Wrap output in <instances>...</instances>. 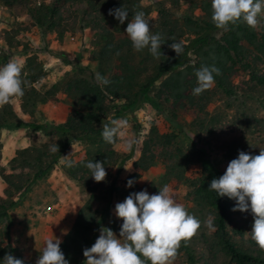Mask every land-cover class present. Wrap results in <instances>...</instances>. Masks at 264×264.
<instances>
[{
	"label": "rangeland",
	"instance_id": "rangeland-1",
	"mask_svg": "<svg viewBox=\"0 0 264 264\" xmlns=\"http://www.w3.org/2000/svg\"><path fill=\"white\" fill-rule=\"evenodd\" d=\"M39 1L27 0L25 7L0 5V66L10 60H18L23 65L27 56L35 55L44 74L34 86L44 91L64 73L72 71L74 66L82 67L84 76L93 71L94 63L90 53L94 47L95 32L86 25L87 11L83 13L81 5L74 0H67L58 6V13L63 17L66 29L62 35H56L37 24L31 16L29 10ZM158 1L166 2L141 0V3L155 8ZM179 4L175 9L176 15H199L197 9L191 12L184 3ZM155 16L156 13L151 9L145 18L150 24ZM253 30L257 40H261L264 18L260 19L259 26ZM252 57L255 65L253 74L249 70L239 69L231 77V83L236 86L234 95H224L221 90L222 81L214 79L215 83L208 89L209 99L202 112L188 107L173 109L170 100H164L162 96L156 98L157 106H154L139 95L131 109L120 111L115 106L122 99H104L106 117L111 121H125L126 124L120 129L123 135L118 133L115 138L114 148L120 159L106 169V180L102 181L105 183L104 188L113 187L110 195L113 205L109 207L108 216L101 228H111L119 237L122 220L114 214L115 204L123 202L129 195L124 192L128 188L124 180L139 156L141 142L149 138L154 162L147 169L138 171L135 183L139 191L146 189L149 194H157L160 188L168 185L175 200L183 204L188 213L201 223L190 240L181 241L177 255L170 264H233L220 249L222 232L216 226L217 214L209 205L212 195L209 186L211 180L219 178L227 164L237 158L220 147L224 142H235L251 155H258L260 149H264V83L257 85L255 80L258 74L264 73V60ZM155 93L156 84L149 96L153 97ZM8 104L15 117L10 121L11 128H0V167L7 173L15 150L44 143L47 138L43 132L65 119L70 101L64 93L57 92L51 99L37 102L25 110L20 107L18 97L12 98ZM212 118L216 120L212 122ZM201 123L203 129L200 128ZM33 125L40 127L33 128ZM196 132L199 133V139ZM129 141L130 148L127 147ZM85 146L86 141L78 137L71 139L64 146L57 163L41 172L22 189L14 190L0 178L3 184L0 187V198L6 203L15 202L0 221V264H3L6 253L22 259L24 264H35L46 239H62L87 192L79 189L77 181L64 176L60 166L64 156L72 151L69 159H81ZM13 162L16 164L17 158ZM174 162L182 168L181 177L164 181L162 176L167 164ZM30 169L26 166L16 168L15 171L22 170L30 174ZM208 220L212 221L211 228L206 226ZM253 222L250 210H237L232 214V221L227 224V239L242 250L264 256V251L251 238ZM99 234L100 231H96L88 247L95 243ZM85 260L83 256L82 264H85ZM145 264H150V261H145Z\"/></svg>",
	"mask_w": 264,
	"mask_h": 264
},
{
	"label": "trees",
	"instance_id": "trees-1",
	"mask_svg": "<svg viewBox=\"0 0 264 264\" xmlns=\"http://www.w3.org/2000/svg\"><path fill=\"white\" fill-rule=\"evenodd\" d=\"M64 1L67 0H40L29 11L37 24L60 36L64 33L66 24H63V17L58 13V6ZM74 1L81 5L83 13L87 11L86 25L95 32L94 47L90 53V59L94 63L93 71L84 76L83 68L74 66L72 71L64 73L42 91L34 86L44 74L41 64L35 55L25 58L22 68L24 95L18 97L20 107L25 110L37 102L51 99L57 92H62L70 101V109L62 122L53 124L43 132L47 138L44 143L16 149L11 159L10 171L7 173L0 167V178L12 189H22L41 172L57 163L64 146L71 139L78 137L86 141L84 156L74 160L77 161L74 166L68 167L64 163L60 166L64 176L77 181L79 189L87 192L60 244L69 264H82L83 249L89 246L96 231L101 229L108 216L109 207L113 205L110 200L113 187L104 188L105 183L95 182L85 165L88 161H101L106 170L120 159L114 148L115 142L107 143L101 135L103 125L112 122L106 117L104 99H122L115 106L120 111L131 109L139 95L154 106H157L156 98L162 96L164 100H170L173 109L188 107L202 112L210 91L193 95V88L197 86L195 71L202 65H215L220 69V74L213 75L214 79L222 81V93L234 95L236 86L231 83L234 72L240 69L249 70L253 74L255 65L252 55L264 60V34L261 40H257L253 28L246 23L230 25L227 31L216 28L211 21V0H165V3L158 1L155 8L141 3V0ZM180 2L191 12L197 9L199 15H176L175 9ZM26 4L27 0H0V5L5 7H25ZM121 6L129 12L124 24L108 15L110 8ZM151 9L156 16L150 22V31L152 34L160 33L165 41L160 49L162 55L158 58L147 48L142 51L134 50L125 32L135 11H143L146 17ZM173 39L183 43V52L179 56L168 47ZM98 75L109 79L111 83L102 85ZM255 80L257 85H262L264 73L258 74ZM154 84L157 93L150 97L149 92ZM171 115L174 116L173 112ZM14 117L9 104L0 107V128H11L10 121ZM212 119V122L216 120ZM200 125L203 129V124ZM39 127L33 125V128ZM196 135L199 139L198 132ZM229 142H224L220 147L237 157L242 148L235 142ZM150 143L149 138L141 142L139 156L132 163V171L126 176L125 184L129 179L136 180L138 171L147 169L154 162V151L150 148ZM52 145H56L59 151L53 153L50 150ZM15 158L18 161L16 164L13 162ZM26 166L32 168L30 174L22 170L15 171L16 168ZM181 175L182 168L174 162L167 164L162 178L168 181L172 178L179 179ZM138 191V186L134 183L124 192L129 194ZM235 203V200L227 196L220 197L212 190L209 205L217 214L216 226L222 232L220 249L233 264H264V256L242 250L227 239L226 227L232 221V214L236 213L231 210ZM14 204L13 201L6 203L0 198V221L2 215ZM204 241L206 242L205 237ZM188 258L191 260V255L188 254Z\"/></svg>",
	"mask_w": 264,
	"mask_h": 264
},
{
	"label": "clouds",
	"instance_id": "clouds-1",
	"mask_svg": "<svg viewBox=\"0 0 264 264\" xmlns=\"http://www.w3.org/2000/svg\"><path fill=\"white\" fill-rule=\"evenodd\" d=\"M211 8L212 23L225 31L229 30L230 25L238 23H246L256 29L260 19L264 18V0H211ZM108 15L124 24L129 12L121 6L110 8ZM125 32L134 50L147 48L154 57L162 55L160 49L165 43L164 38L160 33H151L143 11L133 13ZM168 47L179 56L184 46L173 39ZM22 68L18 60H10L0 66V107L10 103L12 98L24 95ZM214 73L220 74V69L215 65H202L195 71L197 86L193 88V95H200L214 85ZM97 78L102 85L111 83L103 76L98 75ZM125 124V121H112L103 125L101 135L104 141L114 143L118 133L123 135L120 129ZM127 147H131V141ZM72 148L74 151L73 145ZM50 150L55 153L59 148L52 145ZM73 151L62 160L68 167L77 163L68 158ZM85 166L95 182L106 180L103 162L88 161ZM134 183V179H129L127 187H132ZM209 189L220 197L227 196L235 200L232 211H251L254 220L251 238L264 251V149H260L258 155L240 150L237 158L227 164L225 172L211 180ZM114 214L122 220L119 237L111 228L102 227L95 243L83 249L85 264H145V261H150V264H170L177 255L181 241L190 240L201 227L200 221L175 200L168 185L160 188L157 194H149L146 189L129 193L123 202L115 204ZM205 223L209 228L213 226L211 220ZM61 243L57 237L46 239L35 264H69L60 248ZM3 264H24V261L6 253Z\"/></svg>",
	"mask_w": 264,
	"mask_h": 264
},
{
	"label": "crops",
	"instance_id": "crops-1",
	"mask_svg": "<svg viewBox=\"0 0 264 264\" xmlns=\"http://www.w3.org/2000/svg\"><path fill=\"white\" fill-rule=\"evenodd\" d=\"M2 186H3V184L0 183V187H2ZM68 229H69V228H68Z\"/></svg>",
	"mask_w": 264,
	"mask_h": 264
}]
</instances>
